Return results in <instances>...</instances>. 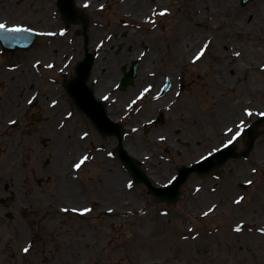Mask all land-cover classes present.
<instances>
[{
    "label": "rangeland",
    "instance_id": "374dc122",
    "mask_svg": "<svg viewBox=\"0 0 264 264\" xmlns=\"http://www.w3.org/2000/svg\"><path fill=\"white\" fill-rule=\"evenodd\" d=\"M17 1L0 0V21L7 25L17 24L34 28L39 31V36L30 49L14 53L9 62H6L10 67H14L13 69L6 73L5 68L0 65V95H7L8 99L4 104L6 105L8 101L7 105H10L12 113L15 112L17 103L24 106L29 99L34 100L30 110L45 115V121H38L33 130L26 129V134L29 135L27 154L33 161L40 162L45 159V162L51 157L54 160L57 156L56 136L59 135L63 139L67 136L65 133L59 134L60 132L53 126L59 120L65 122L69 119L60 118L58 114L66 115L69 110H73V103L63 88V81L73 71L74 57L78 58L83 52L85 37V46L94 55L93 64L98 59V51L104 47L107 49L104 52L105 59L108 55L109 61V65L105 67L118 61L115 64L118 78L112 79L108 85L118 82L123 67H127L132 59H139L134 83L121 95V107L123 105L121 110H131L121 121L122 124L130 122V126L123 127L122 145L128 154L136 159L148 178L161 185L171 180L181 165L190 164L202 155L208 154L212 148L220 147L221 141L230 137H225L224 132H219V129L229 122L238 123L237 118L241 117L239 109L233 120L226 119L221 123L217 117L214 118L221 101L233 91L230 88L238 86L236 77H228L229 72L226 77L215 72V66L222 68L227 63L233 66L238 59L233 57L231 63L228 57L223 60L219 55H215L217 44L224 41L225 45L231 42L234 44L228 50L234 48L235 52L240 53L238 63L243 65L244 71L241 75L243 80L252 76L253 65L264 64V44L260 41L261 34H264V25L257 26L249 21L254 9L260 6L262 0H251L246 4L239 3L240 0H231L236 8L232 15L229 13L230 10L222 9V4L217 2L218 0L211 1L208 6L214 11L207 15L206 21H209L213 28L197 37L196 39L199 38L201 42L193 45L191 50L201 45L196 49L197 52L205 43L209 41L210 43L204 57L195 62L188 60L189 52L183 55L182 60L172 56L175 42L182 37L179 27L190 14L193 0H142L146 4L145 10L136 17L121 13L123 0H100L103 8L99 7L95 11L90 10V4H87V7L80 6L79 1L83 0H74L75 9L86 19L85 37L81 32V23H68L58 13L55 0H22L20 3ZM165 8L168 9V13L160 16L158 13ZM244 14L248 20L243 21L242 28L233 30L225 25V19L242 22L239 16ZM51 20H55V24H52ZM52 27L55 29L58 27L59 32L65 29L64 35L59 39H65L66 51L59 53L53 51L51 54L44 50L51 42L56 44L55 50L61 48V42L42 34ZM95 29L98 31L96 35L93 34ZM255 33L259 35L256 37ZM254 37L258 38L262 45L255 42ZM120 41L123 46L114 54ZM251 41L260 45L259 53H252ZM155 50H158V53ZM124 52L129 55L122 57ZM147 55H152V62L143 68ZM64 63L69 64L62 72L58 66ZM49 64L53 67H47ZM168 68L172 71L168 72ZM26 69L34 76V84L24 88L19 83ZM2 71L5 72L4 75ZM100 77L101 73H96L92 65L87 82L98 98L109 93H106L108 85L99 86ZM166 77L172 82L168 94L160 99H154L156 95L149 92L137 100L133 108L128 107L144 87L160 85ZM219 80L229 85L222 87ZM259 83H264V69L263 72H259ZM53 100L58 102L54 107ZM262 104L257 105V111L253 112L251 117H242L246 124L243 126L241 136L232 144L235 150L241 151L245 148V128L259 116L260 111H264ZM49 109L56 113L50 114ZM159 111L164 115V122L150 124L151 126L144 132L143 123L155 117ZM122 115L124 116V113ZM133 128L137 131L133 132ZM87 129L89 131H82L81 126L77 127L75 137L80 139V133L91 131L90 140L98 143L95 132ZM206 133L209 137L204 138ZM160 136H164L165 139H158ZM107 139L109 152L114 153L116 139L112 136ZM130 145H138L139 148L131 150ZM86 148L87 146L83 145L77 151L74 149L76 155L72 149V159H76L78 153L85 151ZM63 154V157L68 159L66 146ZM152 161L158 162L156 164L158 169H155ZM98 162H103L104 165L94 166ZM162 163L167 166L162 168L160 166ZM253 167L257 169L254 174L251 172ZM48 171L45 170L44 173ZM88 175H102L106 178L116 176L118 179L117 186L121 192L119 194L108 192L107 205L112 211L108 213L107 221L120 223L122 229H117L115 225L114 231L104 228L99 232H92L93 237L99 233L105 234L106 237L117 236L119 240L116 243L122 246L121 249L112 251V244H107L108 247L101 249L104 258L115 261L113 263L264 264V235L256 231L257 227H264V123L256 126L255 139L246 157L229 158L206 174H190L173 201L154 200L143 185L130 178L128 170L121 167L117 158L116 160L107 156L105 158L102 153L90 165L84 166L81 176ZM247 179H252L254 183L240 189L238 184ZM128 180L133 182L132 189L125 187ZM50 188L51 185L45 187ZM98 191L94 185L93 193ZM201 192H207L211 198L199 202L196 196ZM238 196L244 197L240 205L232 202ZM91 199L94 201L95 195ZM116 205L120 214H117ZM212 205H216L215 210L207 216H202L201 212H206ZM145 209L146 211L141 213ZM99 213L100 208L92 213L94 222ZM51 215L57 216L55 213ZM241 221L244 227L239 232L234 231V227ZM189 229L193 231L189 232ZM73 241L75 240L72 239ZM1 252L3 254V250ZM6 254L8 256L7 252ZM0 264H14V261L8 256L0 258Z\"/></svg>",
    "mask_w": 264,
    "mask_h": 264
},
{
    "label": "flooded vegetation",
    "instance_id": "af4514ba",
    "mask_svg": "<svg viewBox=\"0 0 264 264\" xmlns=\"http://www.w3.org/2000/svg\"><path fill=\"white\" fill-rule=\"evenodd\" d=\"M119 93L118 90V103ZM7 99V95H0V258L9 256L14 264H109L103 260L104 255L98 253L105 237L101 233L100 237H92V230L108 227L107 221L93 224L88 221L89 215L82 222L60 216L61 206L83 205L89 201L94 185L99 190L95 195L102 203L107 202L109 177H82L72 169V163L59 157L58 161L46 164L55 174H48L45 180L43 159L33 161L27 154L26 129L36 124L31 119L33 113L27 107L16 108L12 113L8 101L4 104ZM70 112L72 117L68 123L73 126V133L80 126L82 131L89 128L97 133L92 122L78 109ZM120 113L118 107L113 114ZM13 117L17 118L15 123L9 124ZM90 142L85 140L86 145ZM82 143L70 145L77 151ZM94 166L100 167L103 163ZM47 185L53 188L45 189ZM112 192L119 193L118 186ZM46 213L57 216L47 221ZM46 230L51 231V237H45ZM64 230L72 231L64 233ZM29 245L30 250L23 252Z\"/></svg>",
    "mask_w": 264,
    "mask_h": 264
},
{
    "label": "bare ground",
    "instance_id": "6f19581e",
    "mask_svg": "<svg viewBox=\"0 0 264 264\" xmlns=\"http://www.w3.org/2000/svg\"><path fill=\"white\" fill-rule=\"evenodd\" d=\"M167 1H171V0H167ZM211 1H214V0H193V6L191 8L190 14L187 16L186 19L183 20L182 25L179 27V31L182 37H180L174 44V48L172 50V56L174 58H178L182 60V58L184 57L183 55L189 52L190 55L188 54V60L189 59L190 61L193 60V56L196 54V49L199 46H201L199 45L196 49L191 50L193 45L201 42L199 38L198 40L196 38L201 37L205 31H208L209 29L213 28L211 23L209 21H206L208 17L207 15L211 14L214 11V9H211L208 6V4ZM217 2L222 4L221 7L225 11L230 10L229 13L231 15L233 14V12H235L234 10L236 8L233 5V3H231V0H218ZM85 4H88V5L90 4V10L92 9L95 11V9H98L101 6V1L100 0L79 1L80 6L81 5L83 6ZM145 5L146 4L143 3L142 0H123L121 3V8H122L121 13L129 17H132V16L136 17L145 10V7H144ZM245 17H246L245 14L239 16V20H242V22L234 21V20L229 21V19H225L224 22H225V25L229 26L228 29H230V27L233 30L237 28L239 29L244 26L243 21L248 20V19L246 20ZM249 21L257 26H261L262 24L264 25V0L261 1L260 6L258 8L254 9V14L250 16ZM51 22L52 24H55V20H51ZM56 28L58 29V27ZM57 29L52 27L51 29H48L45 31L46 36H48L49 38H55V40H57V42L59 43L61 42V48L59 50H55L54 46L56 44H54L53 42L49 43V45L46 46L44 50L51 54L53 53V51H56V53L66 51V49H64L65 39L64 40L59 39L61 35ZM47 33H52V35H47ZM93 34L95 35L98 34V31L95 29ZM255 35L257 37L259 33L258 34L255 33ZM256 37H254L256 39L254 40L255 42H259V43L262 42L264 44V34H261V39H260L261 42ZM254 41L253 42L251 41L250 43L251 51L252 53L255 52L257 54L260 51V45L255 44ZM225 43L226 42L224 41V42H219L217 44V46L215 47V51H214L215 55H219V57L223 60H225V58L227 59L228 57L231 63L233 61V57L239 59L240 55L239 56L234 55L236 51L234 50V48L228 50L230 47H233L234 44L231 42L225 45ZM104 52H106V50L104 51V48H103L102 52L98 56L96 63L93 65L95 72L101 73V77H100L101 83L99 86H107L111 82L112 79H115L118 77V73H117V69L115 65L118 63V61H115V64L111 63L109 67H105L107 66L109 61H108V55L106 56L107 59H105ZM155 52L158 53V50H155ZM128 55L129 54L124 52L122 57L124 56L126 57ZM204 55L202 57H204ZM238 59H236L233 66H231L228 63L225 64L222 68H219L218 65L215 66V72L221 75L222 77L228 76L227 74L229 72L228 77H231V78L236 77V79L238 80V86L236 88H230L231 90H233L232 92H230L231 94L227 98L221 101L218 111L215 112V116H214V113L212 114V116H214V118L217 117L221 121V123L225 121L226 119L233 120L236 111L239 109L242 110L243 107H250L252 110H256L257 105L262 104L263 99H264V83H259V72H263L261 65H264V64H260L258 66L253 65L251 67L252 76L243 80L241 76L243 75L242 73L244 71L242 68L243 65L238 63ZM150 62H152V55H147L144 60L143 68L149 65ZM27 71L28 69H26L25 73L21 75V77L22 76L23 77L22 78L20 77L21 82L19 84H22V87L24 88L30 87L32 84H34V76L31 74V71H28V72ZM102 71H105V72H102ZM167 71L171 72L172 69L168 68ZM219 84L222 87L229 85L228 83L222 82V80H219ZM108 87H110V85H108ZM123 93H124L123 91L119 93V96L121 97ZM244 96H246V99H244ZM152 106L154 105L152 104ZM118 107H119V103L117 102V104L109 107L108 111L114 113V110H117ZM48 111L50 113L55 112L54 110H48ZM232 124L233 123L229 122V124L225 125L223 128H220L219 132L223 133L224 128L226 126L233 127ZM72 128L73 126L67 123L66 127L63 129L64 133L69 134L70 142H75L77 145H79L80 141L78 139H75ZM207 137H209V135L206 133L204 135V138H207ZM129 148L131 150H136L139 148V146L130 145ZM153 164L155 165V169H158V167L156 166L158 162L152 161V165ZM160 166L164 168L167 165L162 163L160 164ZM116 184H117L116 176L112 177V179H109L108 181L109 188L115 189L117 186ZM196 198H198L199 202H204L205 200L211 198V195L208 194L207 192H201L197 194Z\"/></svg>",
    "mask_w": 264,
    "mask_h": 264
},
{
    "label": "snow or ice",
    "instance_id": "6c2138e0",
    "mask_svg": "<svg viewBox=\"0 0 264 264\" xmlns=\"http://www.w3.org/2000/svg\"><path fill=\"white\" fill-rule=\"evenodd\" d=\"M85 7H87V4H85ZM101 8H103V5L100 6ZM168 13V9H162L160 10V12L158 13L160 16H164ZM24 31H32V29L30 28H26L24 26H21V25H17V24H13L11 27H9L7 24L3 23V22H0V32H16V33H19V32H24ZM64 32H65V29H61L60 30V35H64ZM47 35H52V33H47ZM210 43L207 42L205 43L197 52L196 54L193 56V62L199 60L207 51V48H208V44ZM141 55H144L143 53H141ZM234 55L236 56H239L240 53L239 52H235ZM37 63H39V61H37ZM35 66V65H34ZM47 67L51 68L53 67V65L49 64L47 65ZM261 68L264 69V65H261ZM150 75H155V73H150ZM151 90V85L147 86V87H144L143 90L139 93V95L136 97L135 100H132L130 104H128V107L131 108L133 105L136 104L137 100H140L142 99L147 93H149ZM158 95L156 97H153L154 99L158 98ZM177 95H179V93H177ZM101 99L102 100H108L109 97L107 95H103L101 96ZM32 101L29 100L28 103H31ZM58 102L56 100H53L52 101V105L55 106ZM260 116H264V111H260L258 113ZM253 115V111L250 107H243L242 110H241V117H238V123H236L235 121H233V127H225L224 128V134H225V137H230V138H226L225 140L221 141V144H220V147L221 148H226L227 146L229 145H232L240 136H241V132H242V129H243V126L246 124V121L245 119H243L242 117H251ZM72 117V113L71 112H68L66 114V118H71ZM10 123H15V121H9ZM133 132L137 131V129L133 128L132 129ZM88 132H82L80 134V140H84L87 136H88ZM127 135V133L125 134ZM160 140H164L165 137L164 136H160L159 137ZM219 149L217 148H212L210 152H208V156H211L212 153L214 152H217ZM108 156L111 157L112 156V153L109 152L108 153ZM89 159V156L87 154H82L78 161L75 162L72 167L74 169H80L81 166ZM201 160H206L207 157L206 156H201L200 157ZM257 169L255 167H253L251 169V172L254 174L256 173ZM176 179V177H172L171 180L168 181L169 184H171L174 180ZM245 183L249 184V185H252L254 183V181L252 179H247L245 180ZM126 188L128 189H132L133 187V182L131 180H128L126 185H125ZM199 190V189H197ZM244 200V197L242 196H238L236 197L232 202L236 205H240L242 203V201ZM216 208V205H212L210 208H208V210L206 212H201V215L202 216H207L210 212L214 211ZM61 211H68V209H61ZM72 211H77V209H72ZM83 212H88L90 211V209L88 208H84L82 209ZM109 212L112 211L111 208L108 209ZM166 214V213H165ZM241 223H243V221H241ZM234 231L236 232H239L241 231V228H240V225L238 224L235 229H233ZM193 231L192 229H189V232ZM256 231L258 233H260L261 235H264V227H257L256 228ZM194 238V237H193ZM30 245L28 247H25L22 249L23 252L27 253L29 250H30Z\"/></svg>",
    "mask_w": 264,
    "mask_h": 264
},
{
    "label": "water",
    "instance_id": "95a60500",
    "mask_svg": "<svg viewBox=\"0 0 264 264\" xmlns=\"http://www.w3.org/2000/svg\"><path fill=\"white\" fill-rule=\"evenodd\" d=\"M57 6H58L59 10L61 11V13L68 20H74L76 14H75V11L73 8V1L72 0H57ZM86 62H87L86 70H88L90 67V64H91V56L90 55H88ZM135 69H136V65L134 63L132 65L130 71L126 73V77L123 79V86L126 84L127 80L131 79V77L133 76V74L135 72ZM85 73H87V72H85ZM87 92H89V91H87ZM104 120H105V118H104ZM262 120H264V117L260 118L258 121L260 122ZM247 135H248L247 144L249 147L251 142H252V139H253V130L251 129V127H249L247 129ZM229 155L237 156L238 154L234 153V150L232 148H227V149H224V150L217 152L215 155L209 157L207 160L202 161V162H200V163H198L192 167L181 168L179 177L176 179V181L174 182L173 185H171L167 188V191L165 189H161V188H154L150 185H149V187L152 190H154V192L157 194L165 195L167 193V196L169 198H172L176 194V190H177L178 185L185 179L186 175L191 170H196L198 172L207 171L210 168H212L214 165L223 162ZM120 156L124 160V162L129 167H131L135 177L144 179L146 181V179L143 177L142 173H140L138 171V169L136 168L134 163L131 161L129 156L124 151L120 150Z\"/></svg>",
    "mask_w": 264,
    "mask_h": 264
}]
</instances>
